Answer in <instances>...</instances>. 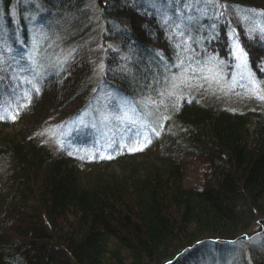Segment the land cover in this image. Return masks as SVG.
Here are the masks:
<instances>
[{"label": "trees", "instance_id": "trees-1", "mask_svg": "<svg viewBox=\"0 0 264 264\" xmlns=\"http://www.w3.org/2000/svg\"><path fill=\"white\" fill-rule=\"evenodd\" d=\"M140 1L97 0L99 29L85 0H0V264H227L228 253L212 248L264 224V107L176 101L162 65L178 56L175 17ZM219 1L264 11V0ZM94 35L101 50L90 56L85 43ZM252 39L243 47L254 66L261 53ZM220 41L214 52L227 56L228 41ZM60 45L87 54L59 58ZM100 54L103 84L138 112L157 99L177 133L167 119L142 150L117 137L93 157L46 143L57 118L89 103ZM14 76L35 85L15 89ZM90 136L94 148L99 133ZM162 142L173 147L158 151ZM186 154L206 165L194 184ZM256 256L250 264H264V251Z\"/></svg>", "mask_w": 264, "mask_h": 264}, {"label": "rangeland", "instance_id": "rangeland-1", "mask_svg": "<svg viewBox=\"0 0 264 264\" xmlns=\"http://www.w3.org/2000/svg\"><path fill=\"white\" fill-rule=\"evenodd\" d=\"M85 1L88 9L86 10L97 21L96 24L100 29L102 25L98 18L100 9H97V0ZM159 1L161 0H141L140 2L148 4L149 7H156L163 18L175 17L172 32L177 40L175 46L178 56L170 66L166 62L162 65L168 74V81L170 80L169 91L176 101L204 99L218 108L226 106L240 112L262 110L260 108L264 107V100L257 98L254 93L264 94V31H262L264 15H261L264 11L243 7L231 8L230 5L219 0H163L161 2L165 3L162 7ZM232 17L236 21L235 24L231 23ZM223 25L226 27L225 31L220 29ZM255 35L258 39L257 44L252 39ZM246 36L254 41L253 47L261 53L259 57L257 56V64L254 66L243 47ZM222 37L228 41L227 56H223L221 49L214 52L213 46L217 47V43L223 44L220 41ZM96 38L97 36L94 35V38L87 39L85 43V47L92 52L90 56H93L97 50H101ZM234 43H238L242 54L246 55V68L237 67L240 61L236 58ZM60 49L61 52L59 51L57 56L66 60L70 55H81L87 52V49L83 52L78 48H72L71 45L69 47L60 45ZM101 54L104 56V52ZM101 54L99 55L101 62L94 66L92 79L96 80L89 103L73 117L65 119V116L73 114L74 107L66 110L61 118H57L55 121L60 120V122L52 124L43 132L46 143L56 150L66 148L78 154L84 152L93 157L96 156L97 148H100L99 151L102 153L106 145L117 137L126 140L131 147L138 146L144 141L145 136L148 137L149 130L155 129L167 119L171 120L168 124L172 125V133H177L179 124L170 112L161 114L157 99L149 98L151 102L143 104L146 111L138 112L136 103L103 84L101 77L106 69L102 63L104 57ZM233 77L236 80L234 88L231 87ZM249 77L255 83H250ZM14 78L15 81L12 83L15 84V89L20 87L24 90L27 85L28 87L35 85L31 78L25 79L18 76ZM95 130L99 133V140L95 141L94 148H90L94 142L90 132ZM173 136L178 138L177 134ZM171 147H173L172 144L162 142L157 146V150L163 151ZM193 155L195 156L192 158L186 154L183 165L187 181L194 184L202 180L206 165L202 156ZM3 170L0 163V180L3 178ZM223 242L228 241L223 240ZM225 247L227 249L224 248L221 251L213 247L212 252L215 255L224 251L225 254L228 253L227 264H250L254 261L255 255H257L256 258L262 256L264 251V224L253 225L239 238L230 240Z\"/></svg>", "mask_w": 264, "mask_h": 264}, {"label": "snow or ice", "instance_id": "snow-or-ice-1", "mask_svg": "<svg viewBox=\"0 0 264 264\" xmlns=\"http://www.w3.org/2000/svg\"><path fill=\"white\" fill-rule=\"evenodd\" d=\"M249 15H255V14H249ZM261 15H264V14H261ZM262 31H264V29H262ZM234 48H235L236 58L240 61V64L237 65V67L246 68V55L242 54V50H241L240 45L238 43H234ZM249 82L250 83H255V81H253L251 79V77H249ZM235 86H236V80H235V77H233V83H232L231 87L234 88ZM241 87H244V85H241ZM254 94L257 96V98H259L261 100H264V94H261L259 92H255ZM0 118H2V117H0ZM144 141H146L147 143L151 142V140L147 136L144 137ZM144 146H145V144L142 142L140 147H138V148H130L129 151H140V150L143 149ZM101 158H103V157H101ZM108 158H111V157L109 156Z\"/></svg>", "mask_w": 264, "mask_h": 264}]
</instances>
